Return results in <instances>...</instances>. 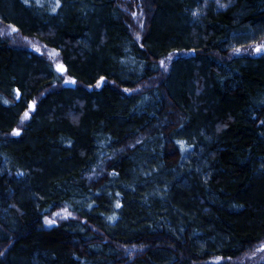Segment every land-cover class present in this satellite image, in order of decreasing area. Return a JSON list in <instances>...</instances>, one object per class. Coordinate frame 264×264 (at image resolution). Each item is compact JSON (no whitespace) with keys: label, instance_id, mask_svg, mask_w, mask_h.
<instances>
[{"label":"trees","instance_id":"trees-1","mask_svg":"<svg viewBox=\"0 0 264 264\" xmlns=\"http://www.w3.org/2000/svg\"><path fill=\"white\" fill-rule=\"evenodd\" d=\"M124 2L0 0V264H264V0Z\"/></svg>","mask_w":264,"mask_h":264},{"label":"rangeland","instance_id":"rangeland-1","mask_svg":"<svg viewBox=\"0 0 264 264\" xmlns=\"http://www.w3.org/2000/svg\"><path fill=\"white\" fill-rule=\"evenodd\" d=\"M124 1L125 2L123 4L124 5L123 7L134 18L133 22L136 25L134 30H135V33L137 34V37L139 38L138 40L140 41L141 40L140 35H141V31H142L143 24H144V18H145L144 17V11L139 7L138 0H124ZM0 32L2 34L9 35V37L12 39V41L16 44L28 46L33 50L40 51V52L44 53L47 56V58L49 60H51L55 69L59 70L63 67V62L59 58L57 51L54 50L53 48H50V47L44 45L42 42H40L39 39L21 35L17 31H15L13 27H11V26H5L4 27V25H2V24H0ZM244 49L247 53L250 52L252 54H259L261 52H264V38L261 39L259 42L253 44V45L246 46ZM177 54H178V52H174V53L170 54L169 56H167L165 58V60L170 61ZM71 80H72L71 78L65 77L63 80V83L68 84L69 82H71ZM103 82H104V80L100 79L97 83V87L101 86L103 84ZM67 216H68V212L66 211V208L63 207V208H61V210H58V211L50 214L49 216H46L43 220V225L48 227V226L56 223L57 221H59V219L65 218ZM134 250H136V248H134V246L127 248L128 252H133ZM232 260L236 261V262H240V263L241 262L253 263V262L264 261V240L262 242L258 243L254 248H252V250L244 253L241 257L235 258Z\"/></svg>","mask_w":264,"mask_h":264},{"label":"water","instance_id":"water-1","mask_svg":"<svg viewBox=\"0 0 264 264\" xmlns=\"http://www.w3.org/2000/svg\"><path fill=\"white\" fill-rule=\"evenodd\" d=\"M61 72H62V73L65 72V68H64V67L61 68Z\"/></svg>","mask_w":264,"mask_h":264}]
</instances>
